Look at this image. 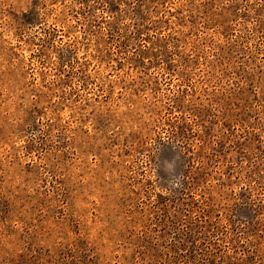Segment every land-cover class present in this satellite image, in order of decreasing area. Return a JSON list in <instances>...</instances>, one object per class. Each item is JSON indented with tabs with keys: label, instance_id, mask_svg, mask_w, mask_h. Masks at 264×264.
<instances>
[{
	"label": "rangeland",
	"instance_id": "obj_1",
	"mask_svg": "<svg viewBox=\"0 0 264 264\" xmlns=\"http://www.w3.org/2000/svg\"><path fill=\"white\" fill-rule=\"evenodd\" d=\"M0 264H264V0H0Z\"/></svg>",
	"mask_w": 264,
	"mask_h": 264
}]
</instances>
